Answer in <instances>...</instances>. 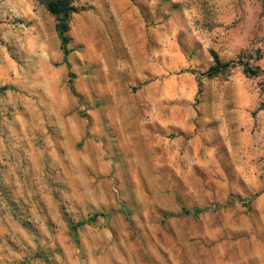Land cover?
Wrapping results in <instances>:
<instances>
[{
    "label": "rangeland",
    "instance_id": "obj_1",
    "mask_svg": "<svg viewBox=\"0 0 264 264\" xmlns=\"http://www.w3.org/2000/svg\"><path fill=\"white\" fill-rule=\"evenodd\" d=\"M48 1L0 0V264H264V0H70L65 60Z\"/></svg>",
    "mask_w": 264,
    "mask_h": 264
},
{
    "label": "trees",
    "instance_id": "obj_2",
    "mask_svg": "<svg viewBox=\"0 0 264 264\" xmlns=\"http://www.w3.org/2000/svg\"><path fill=\"white\" fill-rule=\"evenodd\" d=\"M47 9L50 13L56 16L55 29L60 38V46L63 52V58L66 59V56L70 52V48L67 47L69 42V37L67 31L69 30V19L73 12L76 11V7L71 4L70 0H50L47 2ZM228 63H216L212 65L206 72L202 73L207 76H212L225 68ZM202 208L188 209L183 208L184 213L193 212L197 214L202 212Z\"/></svg>",
    "mask_w": 264,
    "mask_h": 264
},
{
    "label": "crops",
    "instance_id": "obj_3",
    "mask_svg": "<svg viewBox=\"0 0 264 264\" xmlns=\"http://www.w3.org/2000/svg\"><path fill=\"white\" fill-rule=\"evenodd\" d=\"M57 99V104L60 102V100L58 99V98H56Z\"/></svg>",
    "mask_w": 264,
    "mask_h": 264
}]
</instances>
